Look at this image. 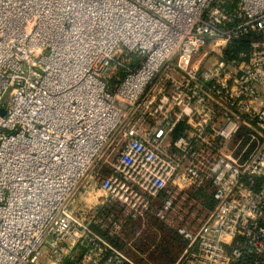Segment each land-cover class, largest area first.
<instances>
[{"label": "built area", "instance_id": "built-area-1", "mask_svg": "<svg viewBox=\"0 0 264 264\" xmlns=\"http://www.w3.org/2000/svg\"><path fill=\"white\" fill-rule=\"evenodd\" d=\"M1 109L0 264H264V0H0Z\"/></svg>", "mask_w": 264, "mask_h": 264}, {"label": "rangeland", "instance_id": "rangeland-1", "mask_svg": "<svg viewBox=\"0 0 264 264\" xmlns=\"http://www.w3.org/2000/svg\"><path fill=\"white\" fill-rule=\"evenodd\" d=\"M103 194L101 190H89L88 193L77 197L72 206L79 207L81 201L84 203L83 200L90 201V198H99ZM96 201L94 200L93 204ZM97 230L103 233L100 229ZM104 233L140 264H174L183 248L175 234L159 223L153 214L145 221L125 225L118 234Z\"/></svg>", "mask_w": 264, "mask_h": 264}, {"label": "trees", "instance_id": "trees-1", "mask_svg": "<svg viewBox=\"0 0 264 264\" xmlns=\"http://www.w3.org/2000/svg\"><path fill=\"white\" fill-rule=\"evenodd\" d=\"M150 215V214H149ZM148 215V216H149ZM147 216V217H148ZM146 217V218H147ZM146 219H144V220H141V219H139V220H131V221H129L128 222V224H127V226H130L131 224H133V223H135V222H140V221H145ZM157 220V219H156ZM158 221V220H157ZM159 223H161V224H164V223H162V222H160V221H158ZM168 229H170L166 224H164ZM170 231L171 232H173L174 234H175V236L178 238V240L182 243V245H183V241H182V239L172 230V229H170Z\"/></svg>", "mask_w": 264, "mask_h": 264}, {"label": "crops", "instance_id": "crops-1", "mask_svg": "<svg viewBox=\"0 0 264 264\" xmlns=\"http://www.w3.org/2000/svg\"><path fill=\"white\" fill-rule=\"evenodd\" d=\"M86 193H88V192H86ZM97 197H98V196H96V197H94V198H90V201H88V200H87V201H86V200H83V201H84V203H85L86 205H87V204H88V205H91V204H93L94 200L97 199ZM91 200H92V201H91Z\"/></svg>", "mask_w": 264, "mask_h": 264}, {"label": "water", "instance_id": "water-1", "mask_svg": "<svg viewBox=\"0 0 264 264\" xmlns=\"http://www.w3.org/2000/svg\"><path fill=\"white\" fill-rule=\"evenodd\" d=\"M0 112H1V113H5V109H1Z\"/></svg>", "mask_w": 264, "mask_h": 264}]
</instances>
